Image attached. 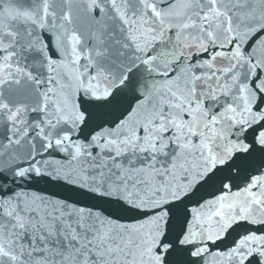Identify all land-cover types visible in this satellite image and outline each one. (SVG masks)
I'll list each match as a JSON object with an SVG mask.
<instances>
[{
  "label": "snow or ice",
  "instance_id": "snow-or-ice-1",
  "mask_svg": "<svg viewBox=\"0 0 264 264\" xmlns=\"http://www.w3.org/2000/svg\"><path fill=\"white\" fill-rule=\"evenodd\" d=\"M0 264H264V0H0Z\"/></svg>",
  "mask_w": 264,
  "mask_h": 264
}]
</instances>
